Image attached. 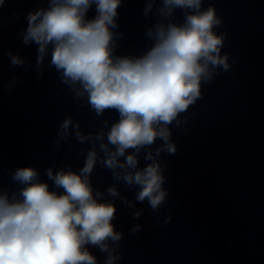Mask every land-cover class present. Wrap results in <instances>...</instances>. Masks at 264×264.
Masks as SVG:
<instances>
[{
	"label": "clouds",
	"instance_id": "1",
	"mask_svg": "<svg viewBox=\"0 0 264 264\" xmlns=\"http://www.w3.org/2000/svg\"><path fill=\"white\" fill-rule=\"evenodd\" d=\"M123 0H47L46 6L27 13L20 32L25 46L36 45L37 79L45 62L53 68L73 98L87 103L97 118L115 111L118 119L102 121L96 132L85 133L79 121L67 116L56 133L57 147L74 136L90 144L80 155L79 170L70 164L44 170L46 180L33 166L9 170L15 190L0 185V264H99L90 248L105 254L103 264H117L123 232L115 200L133 209L134 220L143 215L138 203L148 202L158 212L169 191L162 153L174 155L177 145L171 126L187 124L181 118L202 96V84L211 83L218 70L228 72L230 54L222 49L226 32L214 5L204 0H145L143 17L154 21L146 28L150 45L140 55H119L118 9ZM6 0H0V9ZM95 9V15L88 13ZM183 12L178 22L176 12ZM16 18H19L17 14ZM10 65L27 71L31 63L11 50ZM18 81L12 77L9 89ZM157 141L160 143L157 145ZM155 148H153V146ZM147 163L140 166V156ZM130 190L121 195L117 185L105 192L91 180L97 165ZM47 181H51L52 186ZM171 215L164 218L167 224ZM141 224L130 231L137 233Z\"/></svg>",
	"mask_w": 264,
	"mask_h": 264
}]
</instances>
